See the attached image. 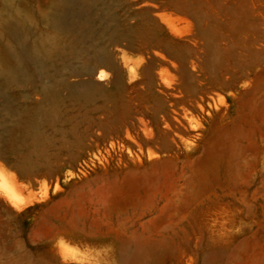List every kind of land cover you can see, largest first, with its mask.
Segmentation results:
<instances>
[{
  "label": "rangeland",
  "instance_id": "374dc122",
  "mask_svg": "<svg viewBox=\"0 0 264 264\" xmlns=\"http://www.w3.org/2000/svg\"><path fill=\"white\" fill-rule=\"evenodd\" d=\"M0 14V264H264V0H0ZM198 25L253 66L218 92L227 114L160 146L156 87L139 81Z\"/></svg>",
  "mask_w": 264,
  "mask_h": 264
},
{
  "label": "bare ground",
  "instance_id": "6f19581e",
  "mask_svg": "<svg viewBox=\"0 0 264 264\" xmlns=\"http://www.w3.org/2000/svg\"><path fill=\"white\" fill-rule=\"evenodd\" d=\"M229 48L224 50L219 46L218 39L211 28L198 25L195 33L185 37L181 42L176 41V47H167L163 50L167 59H161L157 74L151 71L145 73L139 83L149 93L151 86L156 87L152 90L154 96L152 104L155 105L156 110L154 115L159 117L162 125L156 132L154 139L156 144L166 146L167 143L175 144L176 142L188 145L190 139L188 133L193 116L204 117L213 111H222L225 115L230 111L231 99L219 100L218 92L233 86L242 87L243 79L253 64L243 58L245 48L237 52ZM214 50L217 52L215 57L212 55ZM167 68L175 73L170 81L165 80L164 76ZM148 154L151 156L153 153L149 151ZM2 191L12 205L16 206L22 202L14 185L3 184Z\"/></svg>",
  "mask_w": 264,
  "mask_h": 264
}]
</instances>
